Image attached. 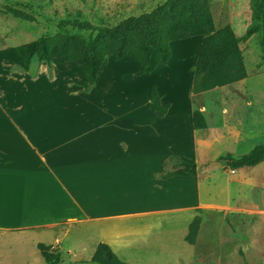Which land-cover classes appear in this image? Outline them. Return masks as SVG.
I'll return each instance as SVG.
<instances>
[{"label":"crops","instance_id":"crops-1","mask_svg":"<svg viewBox=\"0 0 264 264\" xmlns=\"http://www.w3.org/2000/svg\"><path fill=\"white\" fill-rule=\"evenodd\" d=\"M191 37L195 50L172 66V43L190 37L173 40L167 63L149 73L130 55L109 56L86 91L81 66L55 47L49 62L33 56L27 69L16 46L0 48V264H48L38 242L60 252L59 264H98L99 243L127 264H177L184 255L192 264L189 224L207 214L202 188L210 185L197 167L159 176L169 156L192 161L196 149L202 36ZM151 89L169 104L164 116L149 107ZM184 131L178 148L174 136Z\"/></svg>","mask_w":264,"mask_h":264},{"label":"rangeland","instance_id":"rangeland-1","mask_svg":"<svg viewBox=\"0 0 264 264\" xmlns=\"http://www.w3.org/2000/svg\"><path fill=\"white\" fill-rule=\"evenodd\" d=\"M0 1L30 11L38 20L28 22L0 13L2 48L52 35L60 18L79 17L95 24L113 25L130 15L149 11L165 0ZM252 1L209 0L215 27L229 24L240 39L245 76L210 89L201 87L204 80L199 77L193 91L194 109L203 113L207 127L193 132L196 149L194 153L191 145L189 152L194 153L192 161L210 190L202 188L208 202L203 206L207 214H202L204 223L200 239L195 241L192 264H264V161L232 169L225 167L219 158L226 153L237 156L264 143V45L258 43L257 34L245 33L252 17ZM70 31L76 32L72 28ZM196 40L197 37H190L172 43V66L180 60L182 52L195 50ZM177 76H181L180 72ZM144 82L145 78L139 80L137 89L144 88ZM184 135L185 131L174 136L176 147L182 146ZM175 161L171 159L166 170L172 169ZM184 256V261L182 257H175L174 261L190 264L189 256Z\"/></svg>","mask_w":264,"mask_h":264},{"label":"trees","instance_id":"trees-1","mask_svg":"<svg viewBox=\"0 0 264 264\" xmlns=\"http://www.w3.org/2000/svg\"><path fill=\"white\" fill-rule=\"evenodd\" d=\"M252 17L245 31L247 36L257 34L258 43L264 45V0L252 1ZM0 13L9 14L19 20L37 23V17L20 7L0 1ZM57 31L52 35H41L15 48L21 55L24 69L28 68L33 56L39 60L50 61V48L64 55L68 60L77 62L85 73L83 90H88L95 81L101 66L107 58L116 59L130 55L142 65L141 73H149L158 65L167 63L170 57L169 43L173 40L201 35L202 40L196 55L193 86L202 77L201 87L210 89L245 76L239 37L229 24L215 27L209 0H165L149 11L130 15L113 25L95 24L79 17L60 18ZM70 28L76 32H71ZM87 32L83 35L80 32ZM150 109L164 116L168 103H161L158 93L151 89ZM193 129H205L203 113L194 109L191 114ZM225 167L238 169L255 166L264 161V143L254 145L243 154L220 155ZM175 159L172 169L166 170L169 161ZM161 178L172 175H195L194 161H185L178 156L165 159ZM201 217L196 215L189 224L188 240L195 243ZM37 247L48 264H59L60 252L42 242ZM92 260L98 264H127L120 260L106 243H99Z\"/></svg>","mask_w":264,"mask_h":264}]
</instances>
